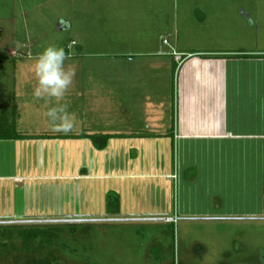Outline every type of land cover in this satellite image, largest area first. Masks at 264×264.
I'll return each instance as SVG.
<instances>
[{
    "label": "crops",
    "instance_id": "0c3cea01",
    "mask_svg": "<svg viewBox=\"0 0 264 264\" xmlns=\"http://www.w3.org/2000/svg\"><path fill=\"white\" fill-rule=\"evenodd\" d=\"M70 41V63L87 65L66 97L75 130L52 131L41 107L30 129L19 126L15 84L11 111H0L18 126L0 133V223L254 218L238 207L248 201L238 178L264 157V52L94 50L79 36L65 49ZM93 136L106 137L103 148Z\"/></svg>",
    "mask_w": 264,
    "mask_h": 264
},
{
    "label": "rangeland",
    "instance_id": "374dc122",
    "mask_svg": "<svg viewBox=\"0 0 264 264\" xmlns=\"http://www.w3.org/2000/svg\"><path fill=\"white\" fill-rule=\"evenodd\" d=\"M77 36L90 38L94 50L163 51L178 43L179 49L264 52V0H0V111H11L14 84L24 129H30L33 109L55 106L54 99L46 104L33 97L35 57L48 45L65 49L64 42ZM76 63L87 68L83 60ZM13 118L0 119V133L17 129ZM257 159L255 170H241L238 178L239 196L248 199L238 207L253 211L254 218L3 222L0 264H264V157ZM30 226L46 230L53 241L34 239L26 248L18 230Z\"/></svg>",
    "mask_w": 264,
    "mask_h": 264
},
{
    "label": "clouds",
    "instance_id": "9594fccd",
    "mask_svg": "<svg viewBox=\"0 0 264 264\" xmlns=\"http://www.w3.org/2000/svg\"><path fill=\"white\" fill-rule=\"evenodd\" d=\"M69 60L71 56L64 48L48 45L36 55L33 65L36 79L33 97L45 100L46 104L55 99L56 105L48 107L44 115L52 131L64 134L73 132L77 126V116L69 111L66 99L77 74L74 64L66 66Z\"/></svg>",
    "mask_w": 264,
    "mask_h": 264
},
{
    "label": "trees",
    "instance_id": "16d2710c",
    "mask_svg": "<svg viewBox=\"0 0 264 264\" xmlns=\"http://www.w3.org/2000/svg\"><path fill=\"white\" fill-rule=\"evenodd\" d=\"M3 57V55H0V57ZM241 56V55H240ZM243 57H248L251 55H242ZM92 141L94 142V144L98 147V148H103L105 141H106V137L103 136H93ZM100 140H103L102 142H100ZM60 230V227L58 226V231ZM19 235L22 238V242L25 245L26 248H28L31 244V242L35 239L41 240V241H46V242H52L54 236H51L50 234L47 235L46 230H42L40 229V227H29V229H27V227L23 228L21 227L19 230Z\"/></svg>",
    "mask_w": 264,
    "mask_h": 264
},
{
    "label": "built area",
    "instance_id": "2783aa9c",
    "mask_svg": "<svg viewBox=\"0 0 264 264\" xmlns=\"http://www.w3.org/2000/svg\"><path fill=\"white\" fill-rule=\"evenodd\" d=\"M163 43H166L167 44V41L164 39L163 40ZM75 44H76L75 41H70V43L67 45L66 49L68 51H70L71 50V47H73ZM179 59H180V57L179 56H176V60L179 61Z\"/></svg>",
    "mask_w": 264,
    "mask_h": 264
}]
</instances>
